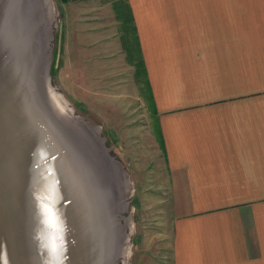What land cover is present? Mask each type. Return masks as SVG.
Here are the masks:
<instances>
[{"label":"crops","instance_id":"obj_1","mask_svg":"<svg viewBox=\"0 0 264 264\" xmlns=\"http://www.w3.org/2000/svg\"><path fill=\"white\" fill-rule=\"evenodd\" d=\"M164 142L172 264H264V0H127Z\"/></svg>","mask_w":264,"mask_h":264},{"label":"rangeland","instance_id":"obj_2","mask_svg":"<svg viewBox=\"0 0 264 264\" xmlns=\"http://www.w3.org/2000/svg\"><path fill=\"white\" fill-rule=\"evenodd\" d=\"M9 2L5 26L40 54L63 113L94 155L114 221L129 236L117 264H172L169 172L134 32L123 19L127 0Z\"/></svg>","mask_w":264,"mask_h":264},{"label":"water","instance_id":"obj_3","mask_svg":"<svg viewBox=\"0 0 264 264\" xmlns=\"http://www.w3.org/2000/svg\"><path fill=\"white\" fill-rule=\"evenodd\" d=\"M4 5L0 264H117L129 236L114 221L94 155L56 100L40 54L5 26Z\"/></svg>","mask_w":264,"mask_h":264},{"label":"trees","instance_id":"obj_4","mask_svg":"<svg viewBox=\"0 0 264 264\" xmlns=\"http://www.w3.org/2000/svg\"><path fill=\"white\" fill-rule=\"evenodd\" d=\"M62 1L64 3H68L71 0H62ZM125 9H126V11H125L126 13L123 16V19L125 21V24L130 26V30L134 32V36H135L134 38H135L137 53L139 54V62L137 64V67H138L139 72L143 73V75L145 77V84H146V87H147V91H148V94H149L150 101L152 103L153 111L157 115V111H156V108H155V103H154V100H153V97H152V93H151V89H150V85H149V82H148V79H147V74H146L144 62H143V59H142V56H141V49H140L139 41H138V38L136 36V29H135V25H134V20H133V17H132L131 10H130V8H129L127 3L125 4ZM157 123H158V120H157ZM158 130H159V136H160V144H161L162 150L164 151V142H163V139H162V135H161V132H160L159 125H158Z\"/></svg>","mask_w":264,"mask_h":264},{"label":"bare ground","instance_id":"obj_5","mask_svg":"<svg viewBox=\"0 0 264 264\" xmlns=\"http://www.w3.org/2000/svg\"><path fill=\"white\" fill-rule=\"evenodd\" d=\"M49 6V5H48ZM49 8H50V6H49ZM55 98H56V100L57 101H59L61 104H62V106L64 105V109L66 110V103L64 102V100L62 99V96L61 95H59V94H56L55 93ZM68 106V105H67ZM47 216H48V218L50 219V217H49V215L47 214ZM129 238V237H128Z\"/></svg>","mask_w":264,"mask_h":264},{"label":"snow or ice","instance_id":"obj_6","mask_svg":"<svg viewBox=\"0 0 264 264\" xmlns=\"http://www.w3.org/2000/svg\"><path fill=\"white\" fill-rule=\"evenodd\" d=\"M58 259V257H56Z\"/></svg>","mask_w":264,"mask_h":264}]
</instances>
